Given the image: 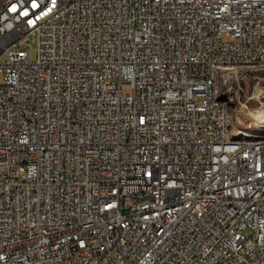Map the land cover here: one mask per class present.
Segmentation results:
<instances>
[{
    "label": "built area",
    "instance_id": "obj_1",
    "mask_svg": "<svg viewBox=\"0 0 264 264\" xmlns=\"http://www.w3.org/2000/svg\"><path fill=\"white\" fill-rule=\"evenodd\" d=\"M251 58L264 0H0V264H264V144L210 100Z\"/></svg>",
    "mask_w": 264,
    "mask_h": 264
},
{
    "label": "rangeland",
    "instance_id": "obj_2",
    "mask_svg": "<svg viewBox=\"0 0 264 264\" xmlns=\"http://www.w3.org/2000/svg\"><path fill=\"white\" fill-rule=\"evenodd\" d=\"M30 40L31 56L35 60L38 54L37 38L31 36ZM227 71H232V69H226L220 74L217 86L222 96L230 99L229 120L234 132L241 137L246 136V133L252 134L250 135L252 137H264V125L253 117L256 116V113L264 114V69L239 70L238 72H245L247 75L241 80L240 87L231 89V91L236 93L233 94L234 97L223 95L222 93L228 91L229 84L226 83ZM122 90L131 92L130 83H123ZM237 127L240 129H237ZM245 233L250 235V229H246Z\"/></svg>",
    "mask_w": 264,
    "mask_h": 264
},
{
    "label": "bare ground",
    "instance_id": "obj_3",
    "mask_svg": "<svg viewBox=\"0 0 264 264\" xmlns=\"http://www.w3.org/2000/svg\"><path fill=\"white\" fill-rule=\"evenodd\" d=\"M258 66H264V58H251V66H249V64L244 62V60H235L234 69L236 70H234V72H238L241 69H255V67ZM226 69H232V60H224L223 62H220L219 67L216 68L215 79H211V85H210V100H212L214 105L223 104V112L221 117L222 132L227 133V139L229 142H235V143L253 142L256 144H264V137H257V136L252 137L250 136L252 134L249 133H246V136L241 137L234 132L229 120L230 99L223 97L217 86V80L220 74ZM231 72L232 71H227V73H231ZM253 117H255L257 120H259V122L262 123V125H264V114L256 113V116Z\"/></svg>",
    "mask_w": 264,
    "mask_h": 264
}]
</instances>
